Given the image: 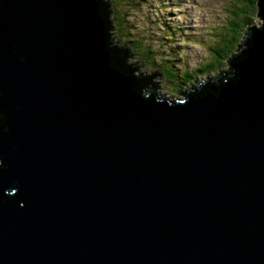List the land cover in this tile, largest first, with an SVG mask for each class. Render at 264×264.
I'll use <instances>...</instances> for the list:
<instances>
[{
	"label": "water",
	"instance_id": "95a60500",
	"mask_svg": "<svg viewBox=\"0 0 264 264\" xmlns=\"http://www.w3.org/2000/svg\"><path fill=\"white\" fill-rule=\"evenodd\" d=\"M108 4L0 0V264H264V0L183 99Z\"/></svg>",
	"mask_w": 264,
	"mask_h": 264
},
{
	"label": "rangeland",
	"instance_id": "374dc122",
	"mask_svg": "<svg viewBox=\"0 0 264 264\" xmlns=\"http://www.w3.org/2000/svg\"><path fill=\"white\" fill-rule=\"evenodd\" d=\"M107 2L111 9L117 8L121 19L125 18L123 20L127 23L125 33L128 36L139 38L145 47L153 51L152 55L155 56L156 61H162L163 58L164 60L168 59L166 51L171 53L174 60L180 61L178 67L184 64L194 73L193 68H196L198 64H205L210 56L209 53L213 55L207 47L218 42L220 39L218 34H222L221 31H224V27L226 28L225 32L229 33L227 24H234L235 20L230 19L233 8L237 4L235 0H140L139 3L107 0ZM112 26L111 32L115 33V42H117L115 45H127L124 41V39L127 40L125 36L120 39L117 36L116 24L114 23ZM247 28L243 30L238 41H241ZM174 29L176 30L174 31ZM171 32L175 33L174 38ZM183 39H189L190 43L182 42L185 44L183 46L181 43ZM194 44H196L195 47H193ZM176 52L177 55H175ZM133 57L137 58V54H134ZM136 60L142 62L144 70L159 72L147 67L141 57ZM163 78L158 93L167 98L183 99L176 92L195 85L198 81V79H192L191 81L195 80V82H189L172 92V86L168 85V88L164 86Z\"/></svg>",
	"mask_w": 264,
	"mask_h": 264
},
{
	"label": "trees",
	"instance_id": "16d2710c",
	"mask_svg": "<svg viewBox=\"0 0 264 264\" xmlns=\"http://www.w3.org/2000/svg\"><path fill=\"white\" fill-rule=\"evenodd\" d=\"M104 1L108 4L107 0ZM119 1H124L127 3L134 1L136 3H139L140 0H118V2ZM235 1L237 2V4L233 8V12L231 13L232 17L230 19L235 20L234 24L232 25L228 23L227 26L229 33L225 32L226 28L224 27V31H221L222 34H218V38H220L218 42L207 47L209 52H212L213 55L209 53L210 56L208 57V61H206L205 64H199L200 69H195V73L190 71L185 66L181 69L177 68L176 66H178L179 63L175 62L171 53H168L166 51L165 53L168 56V59L164 60L163 58L162 61H156V59L154 58L155 56L152 55L153 51L145 47V45L142 44L139 38L131 35L128 36L125 33L127 23L123 21L125 19L124 17L123 19L120 18L121 14L118 12L117 8H115L114 10V8L111 9L110 7H108L107 9L111 11V13L109 14V20L112 24H116L118 34L117 36L119 37V39L122 36H125V38L127 39H124V41L127 43L129 49L128 54L131 55V58H129V56L126 59V64L134 65L133 60L141 57L147 67L158 70L162 74V76L164 77V86L166 88H168V85L172 86L171 91L174 92L175 88H182L183 86L191 82L192 79L199 78V74H202L203 77L206 76L205 78H211L210 80L207 78V81L209 80L208 82L206 81L207 84L215 83L216 85H218L221 80L227 81L228 78H232V76L238 72L231 66L230 61L236 56L235 58H238L236 62H238L239 57H241L240 55L244 56L247 53L248 46L245 47L244 44L249 39L247 36L248 33H245L243 41H238L241 33L248 26H250L248 29L251 33H253V30L262 28L263 26L257 27V25L253 26L252 24L257 15H259L257 0ZM111 3L113 4V1H111ZM261 21L263 22L262 19ZM109 33L112 39L111 30L109 31ZM116 46L120 48L123 45L118 44ZM238 48L241 49V51H239ZM132 54H137V58H133ZM134 74L136 75V73Z\"/></svg>",
	"mask_w": 264,
	"mask_h": 264
}]
</instances>
